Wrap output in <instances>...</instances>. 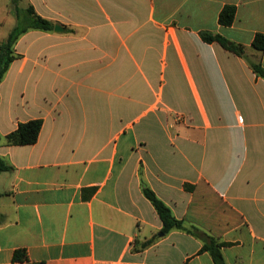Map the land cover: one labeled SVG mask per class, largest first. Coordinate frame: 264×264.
<instances>
[{
    "label": "crops",
    "instance_id": "0c3cea01",
    "mask_svg": "<svg viewBox=\"0 0 264 264\" xmlns=\"http://www.w3.org/2000/svg\"><path fill=\"white\" fill-rule=\"evenodd\" d=\"M22 1L10 32L30 7L53 28L20 34L0 81V264H215L188 229L264 264V0ZM33 119L35 143L8 142Z\"/></svg>",
    "mask_w": 264,
    "mask_h": 264
},
{
    "label": "trees",
    "instance_id": "16d2710c",
    "mask_svg": "<svg viewBox=\"0 0 264 264\" xmlns=\"http://www.w3.org/2000/svg\"><path fill=\"white\" fill-rule=\"evenodd\" d=\"M19 0H12L14 4L15 13H17V3ZM236 6L232 4L225 5L219 14V23L224 26H230L233 24L236 17ZM29 13H33V22L28 25H16V27L10 32L7 39L2 43L0 47V81L9 67L11 61L14 59L13 55V45L16 42L20 34L25 32L28 28H41V29H52L53 24L36 15L34 9L30 7L28 9ZM203 39L207 42H220L226 48L234 51L235 53L242 55L244 46L229 42L227 38L220 34H213L209 31H204L201 33ZM252 46L257 50H264V33H257L252 42ZM254 71L264 78V67L261 64H253ZM43 121L42 119H33L27 122L21 123L19 127L7 136V140L12 144H33L38 140ZM1 140V136H0ZM9 166L4 164L0 160V170H7ZM146 196L152 201L153 205L157 209L162 221H163V232L167 233L173 228H184L182 220L177 219L170 207H168L155 192L149 188L145 189ZM190 232L202 236L204 244L202 247L203 251H209L215 264H227L224 255L222 253V247L228 245V242L218 241L214 237L206 234L200 233L196 230L188 229ZM27 258L26 252L24 250H17L14 255V260L22 261Z\"/></svg>",
    "mask_w": 264,
    "mask_h": 264
},
{
    "label": "rangeland",
    "instance_id": "374dc122",
    "mask_svg": "<svg viewBox=\"0 0 264 264\" xmlns=\"http://www.w3.org/2000/svg\"><path fill=\"white\" fill-rule=\"evenodd\" d=\"M24 0L19 3V5L21 6L22 4H24ZM12 3L10 2V6L4 10L0 9V40L2 39H5L8 37L9 33H10V28L12 27L11 24V20L10 18L9 19H5L4 20V17L7 16V14L10 16V17H15L13 15V12L15 13V8L12 7ZM17 13L19 14V11L17 9ZM23 14H21L22 16Z\"/></svg>",
    "mask_w": 264,
    "mask_h": 264
},
{
    "label": "water",
    "instance_id": "95a60500",
    "mask_svg": "<svg viewBox=\"0 0 264 264\" xmlns=\"http://www.w3.org/2000/svg\"><path fill=\"white\" fill-rule=\"evenodd\" d=\"M55 30L60 31V30H62V27L60 25H55Z\"/></svg>",
    "mask_w": 264,
    "mask_h": 264
}]
</instances>
